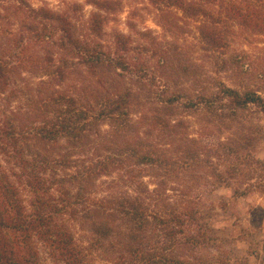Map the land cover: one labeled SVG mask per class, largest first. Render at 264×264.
Here are the masks:
<instances>
[{
  "label": "trees",
  "instance_id": "obj_1",
  "mask_svg": "<svg viewBox=\"0 0 264 264\" xmlns=\"http://www.w3.org/2000/svg\"><path fill=\"white\" fill-rule=\"evenodd\" d=\"M88 2L0 0V264H231L205 199L255 192L264 58L231 40L264 0H153L202 18L190 50Z\"/></svg>",
  "mask_w": 264,
  "mask_h": 264
},
{
  "label": "rangeland",
  "instance_id": "obj_2",
  "mask_svg": "<svg viewBox=\"0 0 264 264\" xmlns=\"http://www.w3.org/2000/svg\"><path fill=\"white\" fill-rule=\"evenodd\" d=\"M28 1L36 8L46 6L54 10H62L67 3H80L84 5L86 19L97 11V8L88 0ZM117 1L122 2L121 11L106 27L109 34L114 33L115 30L131 34L132 31L128 28L127 23L133 22L138 26L139 31L151 30L157 36L163 37L162 40H167L179 47L188 50L193 47H197L196 49L200 47L197 43L199 41L197 27L202 23L201 17H192L181 7L163 5L159 2L154 4L153 0ZM217 9H221L220 6H217ZM163 12L168 13V20L174 22L180 28L178 36H172L164 29L160 19ZM210 22L213 24L212 20ZM235 24L237 26H234V29L239 31L238 26L244 24V20L238 18L232 25ZM235 36L231 40L234 43L231 53H244L249 58L254 59L256 63L263 61V35H253L254 37H251L247 33L248 38L246 39L245 36L244 38L238 37V33ZM261 122L264 125L263 119ZM255 151L256 160L262 163V166H256L259 171L253 182L255 192L240 197L234 195V189L223 188L208 195L205 199L208 206L210 226L221 240L222 249L230 253L231 264H264V139Z\"/></svg>",
  "mask_w": 264,
  "mask_h": 264
}]
</instances>
